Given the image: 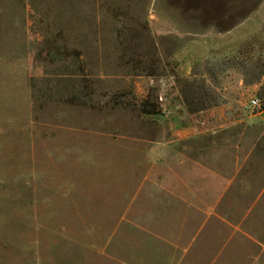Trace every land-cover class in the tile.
<instances>
[{
	"label": "rangeland",
	"instance_id": "obj_1",
	"mask_svg": "<svg viewBox=\"0 0 264 264\" xmlns=\"http://www.w3.org/2000/svg\"><path fill=\"white\" fill-rule=\"evenodd\" d=\"M150 1L0 0V264H150L173 241L181 264L216 259L200 215L152 202L138 175L105 163L120 155L102 134L128 125L105 107L259 110L248 104L264 95V0H239L251 21L227 40L199 36L217 29L204 26L210 11Z\"/></svg>",
	"mask_w": 264,
	"mask_h": 264
},
{
	"label": "crops",
	"instance_id": "obj_2",
	"mask_svg": "<svg viewBox=\"0 0 264 264\" xmlns=\"http://www.w3.org/2000/svg\"><path fill=\"white\" fill-rule=\"evenodd\" d=\"M236 4L235 9V0H151L146 8L208 10L211 13L204 26L217 29L199 36L227 40L251 21L250 15L242 21L239 0ZM221 26L226 28L220 30ZM190 71L188 79H193L195 74ZM231 103L179 98L155 114L105 107L107 115L130 126V130L122 126L121 133L102 134L112 143L105 148L115 150L105 154L120 155L105 163L111 167L112 162L114 166L122 164L123 169L138 175L139 184L145 195L153 197L154 201L148 198L152 202H169L170 211L200 215L217 242L216 259L210 264H264V110L251 114L244 109L233 111L227 108ZM246 106V102L239 105ZM164 118L169 119L167 131L150 132L139 125L145 121L160 124ZM91 137L96 138V133ZM207 206H214V214L204 215ZM153 250L150 264H181L178 254H185L178 241L155 245Z\"/></svg>",
	"mask_w": 264,
	"mask_h": 264
},
{
	"label": "built area",
	"instance_id": "obj_3",
	"mask_svg": "<svg viewBox=\"0 0 264 264\" xmlns=\"http://www.w3.org/2000/svg\"><path fill=\"white\" fill-rule=\"evenodd\" d=\"M260 102L259 100L257 99H252L249 101V104H248V108L252 109V110H257V109H260ZM205 212L208 214V215H212L213 213V209L212 208H207L205 210Z\"/></svg>",
	"mask_w": 264,
	"mask_h": 264
},
{
	"label": "trees",
	"instance_id": "obj_4",
	"mask_svg": "<svg viewBox=\"0 0 264 264\" xmlns=\"http://www.w3.org/2000/svg\"><path fill=\"white\" fill-rule=\"evenodd\" d=\"M262 98V104L260 106V109L261 110H264V95L261 97ZM154 107V106H152ZM142 113H145V114H155V113H158V112H155L154 110H146L145 108L141 109Z\"/></svg>",
	"mask_w": 264,
	"mask_h": 264
}]
</instances>
